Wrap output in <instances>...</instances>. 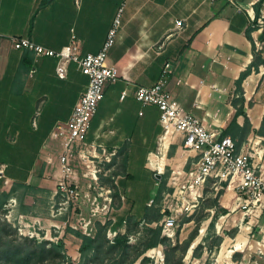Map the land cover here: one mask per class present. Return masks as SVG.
I'll list each match as a JSON object with an SVG mask.
<instances>
[{
  "label": "crops",
  "instance_id": "0c3cea01",
  "mask_svg": "<svg viewBox=\"0 0 264 264\" xmlns=\"http://www.w3.org/2000/svg\"><path fill=\"white\" fill-rule=\"evenodd\" d=\"M260 12L264 15V0H0V135L18 141L6 144L3 151L13 157L0 162V194L11 192L4 206L10 219H21L26 231H39L47 240L52 231L59 239L66 236L65 247L74 238V250L67 254L72 260L78 254L80 240L65 232L64 216L50 215L61 151L51 133L68 121L88 84L73 62L66 64V79L59 80L55 58L15 50L11 38L59 51L73 34L79 57H84L99 53L118 21L106 59L117 70V79L105 84L72 165L79 208L87 213L95 195L86 191L85 162L79 156L87 154L99 162L104 157L101 149L114 153L106 172L122 169L112 177L121 199L113 227L124 234V220L142 215L131 201L136 190L131 169L142 168L158 189L162 179L169 182L172 173L188 171L198 159L183 149L182 135L164 134L155 106L135 98L138 88L157 81L164 63L171 64L166 92L185 113L208 132L229 137L238 152L252 146L264 160V28L253 32L249 18ZM175 21L182 23L180 29ZM253 37L262 43L260 51ZM256 53L263 64L254 69ZM249 68L238 87L240 75ZM261 165L264 176V162ZM228 190L234 207L235 194ZM10 200L15 204L8 206ZM238 245L227 253L234 254Z\"/></svg>",
  "mask_w": 264,
  "mask_h": 264
},
{
  "label": "built area",
  "instance_id": "2783aa9c",
  "mask_svg": "<svg viewBox=\"0 0 264 264\" xmlns=\"http://www.w3.org/2000/svg\"><path fill=\"white\" fill-rule=\"evenodd\" d=\"M249 18L253 32H259L264 28V15L261 12L258 15L250 13ZM117 23L118 21L109 30L99 53L84 57H79V45L73 34L69 44L59 51L46 49L24 38L10 39L15 50L28 51L36 58H55L57 60L55 74L59 80L66 79V64L69 62L75 63L77 68L88 77L86 89L80 94L70 118L65 123L57 124L51 133V139L59 142L61 150L58 158L60 178L50 205V215L54 218L66 216L68 213L73 216L74 211L79 208L80 192L75 184L73 173V153L76 148L80 149L85 144L89 123L98 103L103 98L105 84L114 83L117 79V70L106 64L108 52L115 42ZM175 27L180 29L182 23L175 21ZM253 41L256 51H260L262 43L256 38ZM170 74L171 64L164 63L157 81L151 87H140L135 92L138 102L155 106L158 109L159 121L164 134L182 135L183 149L195 153L198 157L188 171L172 173L169 179L173 191L163 199L161 208L163 218L158 223L162 227V235L170 240L173 239L174 226L178 217H189L195 212L202 197V191L209 181H212L214 185H219V188H223V183L230 185L229 189L235 194L232 212L235 210L241 212V222L245 218H250L249 216L258 218L261 214L264 215V176L261 170L264 160L252 146L244 152H238L235 143L229 137H221L217 133L208 132L198 119L185 113L166 92ZM101 152L104 155L102 161L105 162H109V157L114 155V153L107 154L105 149H101ZM79 158L85 162V165L94 163L89 160L87 154H81ZM97 172L96 168L89 170L86 176H90L91 180L96 183ZM110 194L111 189H104L103 193L99 192L91 199V216H96L100 212L104 214L108 212L113 202ZM99 198H102V202ZM13 204L15 201L10 200L8 206ZM152 204L153 200H150L147 206L150 207ZM4 218L17 227L19 236L40 240L36 231H26L27 226L22 223L21 219L14 223L10 219L9 211ZM110 220L114 224V218H109L108 221ZM79 221L83 222L85 230L91 223L90 219L80 218ZM101 223L104 224L105 221ZM72 228L76 229L73 226ZM255 232L260 237L252 241L249 248L253 256L264 258V225H256ZM86 235L90 236V234ZM116 235V231L108 229L106 237L112 243ZM239 251L243 252V249L240 248Z\"/></svg>",
  "mask_w": 264,
  "mask_h": 264
},
{
  "label": "trees",
  "instance_id": "16d2710c",
  "mask_svg": "<svg viewBox=\"0 0 264 264\" xmlns=\"http://www.w3.org/2000/svg\"><path fill=\"white\" fill-rule=\"evenodd\" d=\"M30 62L32 60L28 64ZM262 64L260 56L256 53L251 67L256 69L258 65ZM249 72L250 68L240 75L237 81L238 87ZM221 137H225V135ZM164 184L165 180L162 179L153 199L154 205L157 206L156 209L152 211L149 209L150 207H146L147 211L142 216L127 217L123 222L126 227L125 233H117L112 243L106 237L108 229L116 231L115 227L110 225V221H106L104 224L99 221L95 222L93 234L90 236L83 235L72 229H66V232H71L80 240L78 248L79 264H153L152 259L146 257L145 253L159 246L162 247L163 264H183L184 256L197 236L199 224L206 219V215L201 214L195 219L194 215L183 218L180 225L194 221L195 228L183 242H179L176 238L175 244H173L169 238L162 235V227L158 225L163 218L159 204L162 200L161 193L164 189ZM222 186L225 190L230 187L228 183H223ZM111 187L114 188L113 186ZM10 193L0 194V264H73V260L66 254L62 240L53 242L46 239L38 240L18 235L17 227L4 218L7 213L4 206L11 196ZM223 193L224 190L220 191L219 195ZM231 206L232 202L225 206L218 205L216 201L203 204V209L205 210L214 209L208 226L213 228L215 221L219 217L230 212ZM142 222L146 224V227L137 242L133 244L130 238L139 234L137 227ZM154 224L156 226H153ZM233 233L234 231L230 233V236H233ZM178 235L179 230L176 233V236ZM221 241L220 237H216V248ZM203 250V245H197L192 250V257L200 259L203 255ZM206 250L211 251V246L206 248ZM236 256L238 255L234 254L232 256L233 259H236ZM204 264H212V261L207 259Z\"/></svg>",
  "mask_w": 264,
  "mask_h": 264
},
{
  "label": "rangeland",
  "instance_id": "374dc122",
  "mask_svg": "<svg viewBox=\"0 0 264 264\" xmlns=\"http://www.w3.org/2000/svg\"><path fill=\"white\" fill-rule=\"evenodd\" d=\"M16 141H17L16 137L0 135V162H7L12 159L13 153H6L5 151H3V149L5 148L6 144L13 145V143L15 144ZM89 160L93 161L94 163H91V164L86 163V165L87 164L89 165L88 168L86 167L85 164L82 165L84 168L83 172H88L89 170H94L95 168L96 170H98V172L96 173V177H97L96 183L95 181L91 180L90 176H85V179L87 180L86 191L90 192L93 195H97L99 192L103 193L104 189H111L110 197L113 198L114 196V200L112 202V205H110V209L108 210L106 214H104L103 212L102 213L100 212L96 216H91L90 201H88L89 206H88L87 213L85 212L83 207L77 208L74 211L73 216H71L70 213H68L66 216H64V219L66 222V225L64 226L65 232H66V229H71L69 226V224H71L73 225V227H76V229H73L74 231L80 232L83 235H86V234L92 235L94 231L93 225L95 222L97 221L106 222L108 221L109 218H114L115 220H117L115 209L117 208L118 203L121 202V199L117 196L118 194L115 191V186H114L112 177H115L116 172L118 170L121 171L122 169L120 167L113 168L111 172H106L107 170H109L106 165L108 164L110 165L112 162L106 164V162L104 161H102L101 163H97L98 160H93L91 158H89ZM93 164L95 168L93 167ZM131 172L134 176L133 186L136 188V190L133 192L134 197L133 199H131V201L134 203L135 211L143 215L147 211V208L144 205L145 202L148 200V198L149 199L154 198L157 192V187L154 185L155 179L148 178L144 174V171L142 170V168L140 167L131 169ZM111 186H113L114 188H112ZM99 188H102L103 190H100ZM223 190H224V193L219 195V192ZM172 191L173 189H172L171 184H169V182L165 180L164 189L162 190V193H161L162 200L159 204L160 209L162 208L164 197L167 194L172 193ZM125 196L126 197L128 196L127 193L125 194ZM231 199L232 198H231V195L228 189L225 190L224 188H219V185L217 184L214 185L212 181H209L205 185L202 191V197L198 203V207L196 208L195 212L192 215H194V219L200 216L201 214L206 215V219H204L199 224V227L197 230V236L190 245V247L193 246V248H195L199 244L203 245L204 247L203 255L200 259H195L192 257L193 248L191 250V253H190V249H188V251L186 252L184 256L183 264H204V262L207 259H210L212 261V264H264V258L253 256L252 251L249 248L252 241L260 237L255 232L254 228L256 227V225H264V215L263 214H261L258 218H256L255 216H249L250 218H245L241 222V219H242L241 212L239 210H235L233 212H229V214L219 217L215 221L213 228H210L208 226L211 221V217L213 215L214 209L205 210L203 209V204L205 205L206 202L211 203L213 201H216L218 205L222 206L230 202H234V199L233 201ZM99 201L102 202V198L101 199L99 198ZM156 207L157 206H155L153 203L149 209L153 211L154 209H156ZM232 210H233V206L231 207L230 211ZM140 216H136V217H140ZM185 217L187 216L178 217L175 223L174 237L171 240L173 244H175L176 238L178 239L179 242H183L195 228L194 221H190L189 223L180 225L183 218ZM80 218H84L85 220L90 219L91 223L88 226L87 230L83 228V222L79 221ZM110 223L111 225H114L111 220H110ZM251 224H252V227H250ZM145 227H146V224L144 222L138 225L137 230L139 231V234L131 238V243L135 244L137 242L138 238L142 235L144 231L143 229ZM177 230H179L178 236H176ZM233 231H234L233 236H230V233H232ZM37 232L40 236V239H46L43 233H40L39 231ZM216 237H220L222 239L220 245L217 248L215 247ZM50 239L51 240H48V241L55 242L57 240H62V239L64 240L67 238L66 236L63 235L61 239H59L58 234L52 231ZM70 239H72L71 241H73V243H71L70 241L66 242V247H65L66 254L67 252L71 253V251L74 250L73 249L75 245L74 243L77 242L74 238H70ZM237 244L240 245L238 246L241 249H243V252H240L239 250L235 251L234 254L238 256L235 257L236 259H233L232 256L234 254L228 255L227 251H232L234 249V246H236ZM210 246H211V251H207L206 248ZM145 256L152 259L153 264H163L164 256L162 252V247L160 246L148 250L145 253ZM73 264H79V254L75 256V259L73 260Z\"/></svg>",
  "mask_w": 264,
  "mask_h": 264
},
{
  "label": "water",
  "instance_id": "95a60500",
  "mask_svg": "<svg viewBox=\"0 0 264 264\" xmlns=\"http://www.w3.org/2000/svg\"><path fill=\"white\" fill-rule=\"evenodd\" d=\"M160 178V176H159V174H157V179H159ZM192 248H193V246H191L189 249H190V253H191V250H192Z\"/></svg>",
  "mask_w": 264,
  "mask_h": 264
},
{
  "label": "bare ground",
  "instance_id": "6f19581e",
  "mask_svg": "<svg viewBox=\"0 0 264 264\" xmlns=\"http://www.w3.org/2000/svg\"><path fill=\"white\" fill-rule=\"evenodd\" d=\"M166 135H167V134H166ZM235 249L237 250V249H238V247L236 246V247H235ZM227 254H231V252H228Z\"/></svg>",
  "mask_w": 264,
  "mask_h": 264
}]
</instances>
